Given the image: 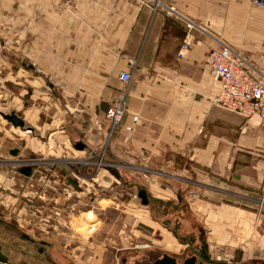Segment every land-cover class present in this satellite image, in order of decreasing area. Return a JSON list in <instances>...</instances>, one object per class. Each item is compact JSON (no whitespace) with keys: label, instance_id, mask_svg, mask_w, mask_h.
Listing matches in <instances>:
<instances>
[{"label":"crops","instance_id":"1","mask_svg":"<svg viewBox=\"0 0 264 264\" xmlns=\"http://www.w3.org/2000/svg\"><path fill=\"white\" fill-rule=\"evenodd\" d=\"M146 1L0 0V113L15 115L19 127L41 139L50 135V145L77 161L101 145L109 128L106 111L125 97L114 157L144 161L151 170L163 161L177 178L198 180L202 171L203 177L237 182L254 206L226 199L217 205L215 192L205 197L192 188L191 211L211 232L224 226L239 233L224 243H248L264 254V231L252 229L264 225V136L257 116L249 123L216 103L219 89L207 62L222 42L247 57L264 82V7L251 0H164L193 23L187 28ZM123 73L132 75L130 85L121 82ZM130 126L134 131H126ZM63 174L81 199L85 173ZM96 177L103 183L107 176ZM142 189L151 208L156 204L163 212L143 206L138 186L128 206L158 232L168 225L160 220L180 210L184 187L166 180ZM9 238L0 235V264H85L86 250L78 243L67 250L44 235L31 245ZM95 246V255L102 256L106 250Z\"/></svg>","mask_w":264,"mask_h":264},{"label":"rangeland","instance_id":"2","mask_svg":"<svg viewBox=\"0 0 264 264\" xmlns=\"http://www.w3.org/2000/svg\"><path fill=\"white\" fill-rule=\"evenodd\" d=\"M160 2L166 7H174L165 5L164 0H147L145 5L155 11L164 10L159 7ZM245 59L252 64L256 76L255 66L247 57ZM260 80L263 82L262 78ZM214 83L218 89V84ZM216 103L220 105L217 97ZM231 112L242 115L249 123L253 118L257 119L255 115ZM18 122L15 115L0 113V235L7 233L9 239L17 236L27 245L32 244L33 238L36 240L44 235L55 241L59 249L67 250L78 243L86 250V257L81 259L85 264H154L164 255L175 258L179 264L193 257L197 259L196 264H264V254L255 247H248V243L241 246L240 243L223 242L228 237H238V232L220 226L212 228L216 230L214 233L208 227L198 225L188 202L194 188L205 197L207 193L215 192L217 205L228 200L254 206L247 200V194L240 191L237 182L218 176L203 177L202 171L198 180L190 176L177 178L171 175V168L166 167L165 161H157L158 168L151 170L144 161L129 162L126 157L117 160L113 141L123 121L114 131L108 121L109 128L101 145L88 151L87 158L77 161L67 160L63 148L55 149L53 144L50 145V135L41 139L33 130L19 127ZM128 128L126 131H134L133 127ZM262 134L264 136L263 131ZM123 152L126 156L125 147ZM169 158L176 160L172 153ZM66 170L81 171L87 176L84 187L87 190L81 199L64 179ZM102 172L107 176L103 183L96 177ZM166 180L183 185L184 200L179 211H167L169 214L160 222H168V225L163 224L155 232L145 226L144 219L138 217L140 213L133 212L128 205L133 198L134 186L139 187L143 201L142 187ZM103 199L110 202L101 203ZM117 202H123V205H115ZM143 202V206L156 215L164 210L158 209L156 204H152L154 209L151 208L148 198ZM261 209L259 212L264 214V207ZM80 213L84 218L81 219ZM261 228L264 231V225L252 229L257 233ZM167 236L174 242L164 243ZM95 245L106 250L102 256L95 255Z\"/></svg>","mask_w":264,"mask_h":264},{"label":"built area","instance_id":"3","mask_svg":"<svg viewBox=\"0 0 264 264\" xmlns=\"http://www.w3.org/2000/svg\"><path fill=\"white\" fill-rule=\"evenodd\" d=\"M73 1L69 0V2ZM252 3L257 7L264 6V0H252ZM159 7H162L168 16L184 21L187 28L194 26L191 21L182 17L174 7H166L161 2ZM219 44V48L211 51L207 60L214 80L218 84L217 102L228 109L257 116L264 133V83L253 74L252 64L242 54L222 42ZM188 46L189 44L185 43L184 50ZM120 80L129 85L132 75L123 73ZM125 105V100H123L106 111V118L110 122L112 131L122 123ZM138 121V117L133 119L134 124H137ZM128 130L131 128L129 127Z\"/></svg>","mask_w":264,"mask_h":264},{"label":"water","instance_id":"4","mask_svg":"<svg viewBox=\"0 0 264 264\" xmlns=\"http://www.w3.org/2000/svg\"><path fill=\"white\" fill-rule=\"evenodd\" d=\"M197 259L195 257L186 260L183 264H196ZM154 264H179L177 260L168 255H164L162 259L157 260ZM199 264H207L205 262H200Z\"/></svg>","mask_w":264,"mask_h":264},{"label":"bare ground","instance_id":"5","mask_svg":"<svg viewBox=\"0 0 264 264\" xmlns=\"http://www.w3.org/2000/svg\"><path fill=\"white\" fill-rule=\"evenodd\" d=\"M92 216H93V215L90 213V215H89V218L91 219V218H92Z\"/></svg>","mask_w":264,"mask_h":264}]
</instances>
